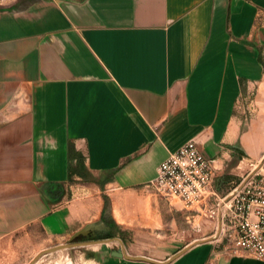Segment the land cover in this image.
<instances>
[{"label":"crops","instance_id":"1","mask_svg":"<svg viewBox=\"0 0 264 264\" xmlns=\"http://www.w3.org/2000/svg\"><path fill=\"white\" fill-rule=\"evenodd\" d=\"M263 46L264 0H0V245L89 225L153 242L91 264H264L146 185L189 139L264 173Z\"/></svg>","mask_w":264,"mask_h":264},{"label":"built area","instance_id":"2","mask_svg":"<svg viewBox=\"0 0 264 264\" xmlns=\"http://www.w3.org/2000/svg\"><path fill=\"white\" fill-rule=\"evenodd\" d=\"M213 169V158L189 139L157 163L146 185L157 196L179 203L190 218L211 220L212 234L226 249L264 260V173L246 171L223 189L215 184Z\"/></svg>","mask_w":264,"mask_h":264},{"label":"rangeland","instance_id":"3","mask_svg":"<svg viewBox=\"0 0 264 264\" xmlns=\"http://www.w3.org/2000/svg\"><path fill=\"white\" fill-rule=\"evenodd\" d=\"M224 177L220 176L219 178L214 179L215 184H220V187H223V189L228 186V180ZM48 186V191L52 192L51 196H53L54 200H56V198L60 196L63 191V185L54 181L48 183ZM194 218L198 222L202 221L203 226L200 229L202 234L207 235L213 233L215 225L211 220H205L202 216H194ZM192 226L193 227L191 228L195 231V228L198 225L193 224ZM99 227L93 228L91 226L85 234H76L70 238V240L117 236L115 234L119 232L117 229L104 231L103 228ZM31 230V234L29 235H18L16 241H11L5 246L0 245V264H26L38 250L50 245L65 242L68 238L53 239L46 237L40 229H37V227H34ZM196 233L197 232H194V235H197ZM212 235L214 236V234ZM120 238L121 241L110 240L58 248L42 254L32 264H91L92 262H99V260L104 259L108 255H112V251H118L121 243L123 247L129 246L130 248L132 247V249L140 251L152 250L151 248L153 246V242H132L131 236H129L127 232L120 235Z\"/></svg>","mask_w":264,"mask_h":264},{"label":"water","instance_id":"4","mask_svg":"<svg viewBox=\"0 0 264 264\" xmlns=\"http://www.w3.org/2000/svg\"><path fill=\"white\" fill-rule=\"evenodd\" d=\"M90 228L89 225H85L82 228H80L77 232H75L70 238H72L74 235L76 234H85L86 231ZM70 238L62 243H57L54 245H50L47 247H44L42 249H40L39 251H37L26 264H32L34 261H36L38 259L39 256H41L42 254L48 252V251H52L58 248H62V247H69V246H74V245H84V244H88V243H97V242H102V241H110V240H118L120 241V239L118 237H114V236H110V237H98V238H88V239H84V240H70ZM113 255L116 256H123V257H133V258H143V256L140 255H130L128 253L125 252L124 248L122 246H120V249L118 251H113L112 252Z\"/></svg>","mask_w":264,"mask_h":264},{"label":"flooded vegetation","instance_id":"5","mask_svg":"<svg viewBox=\"0 0 264 264\" xmlns=\"http://www.w3.org/2000/svg\"><path fill=\"white\" fill-rule=\"evenodd\" d=\"M79 240H84V239H79Z\"/></svg>","mask_w":264,"mask_h":264},{"label":"trees","instance_id":"6","mask_svg":"<svg viewBox=\"0 0 264 264\" xmlns=\"http://www.w3.org/2000/svg\"><path fill=\"white\" fill-rule=\"evenodd\" d=\"M106 207H107V203H106ZM103 236V235H102Z\"/></svg>","mask_w":264,"mask_h":264}]
</instances>
